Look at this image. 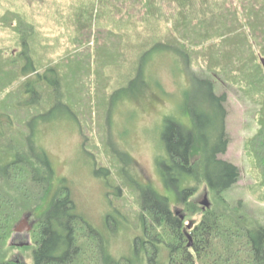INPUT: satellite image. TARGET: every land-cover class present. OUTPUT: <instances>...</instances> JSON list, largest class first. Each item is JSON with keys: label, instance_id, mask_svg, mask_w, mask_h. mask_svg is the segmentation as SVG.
Returning a JSON list of instances; mask_svg holds the SVG:
<instances>
[{"label": "trees", "instance_id": "trees-1", "mask_svg": "<svg viewBox=\"0 0 264 264\" xmlns=\"http://www.w3.org/2000/svg\"><path fill=\"white\" fill-rule=\"evenodd\" d=\"M165 27L168 33L160 34ZM158 51L177 55L187 68L206 67L214 76V81L192 77L186 98L192 129L168 120L165 140L171 165L165 166L164 178L171 185L172 178L191 176L196 186L180 192V200L193 212L190 215L200 211L190 199L202 183L216 198V205L201 208L200 220L187 233L169 199L138 185L129 176L133 161L108 140L104 151L122 165L118 178L139 198L143 236L135 240L136 252L145 251L151 264L157 263L161 245L170 251L169 264H264V226L250 225L242 202L233 209L223 198L240 181L241 172L221 158L231 141L225 123L228 96H219L215 90L223 79L262 106L260 129L246 147L264 189V66L260 64L264 59V0H0V109L18 155L16 161L0 168V264H17L10 257L16 223L29 206L38 204L34 203L41 195L36 190L50 188L48 157L36 155L42 163L39 167L25 157L33 151L34 122L48 111L65 109L80 125L86 138L84 149L99 150L102 155V148L85 131L93 127L94 103L99 104L100 116L109 128L116 98L141 88L149 57ZM100 66L109 67L113 75L122 74L118 87L91 84ZM126 67L131 69L126 71ZM93 87L104 92L95 102ZM80 88L85 92L77 98L74 90ZM3 109L11 114L32 113L22 126L29 133L26 140L15 135L19 125ZM32 239V264H131L110 257L101 234L77 215L68 188L57 193L50 211L34 227ZM88 242L91 245L86 246Z\"/></svg>", "mask_w": 264, "mask_h": 264}, {"label": "rangeland", "instance_id": "rangeland-1", "mask_svg": "<svg viewBox=\"0 0 264 264\" xmlns=\"http://www.w3.org/2000/svg\"><path fill=\"white\" fill-rule=\"evenodd\" d=\"M240 5L238 3L239 8ZM164 30L160 34L168 33L167 27ZM69 39L70 37H67L66 40L71 43ZM183 62V59L168 51L153 53L145 68L144 84L141 88L136 92L120 93L116 98L110 112L109 128L106 125V118L100 116L99 104L95 102V99H100L104 92L101 89L96 91L93 87L95 120H93L92 130H88L91 126H87L85 131L90 132L92 142L102 148V155L99 150L96 153L95 150L84 149L86 138L81 133L80 125L65 109L48 111L45 116L34 122L33 151L25 157L39 167L42 163L37 161L36 155H46L50 161L52 175L49 190H36L38 195H41L40 199H36L34 203L38 204L29 206L27 212L24 211L16 223L18 225L25 216H28L33 229L30 232L14 234L11 240L14 249L10 253L14 262L33 263L34 227L50 211L57 193L63 188H68L75 202L77 215L83 217L101 234L113 260L129 261L131 264H151L145 251L136 252L135 240L143 236L138 222L141 212L139 198L135 190L118 178L122 165L118 163L119 160L117 162L107 155L103 149L105 147L103 144L109 141L113 143V147L128 155L133 161L129 176L135 177L138 185L151 187L159 195L169 199L174 213L181 218L184 217L182 220L189 229L187 233L193 224L200 220L201 208L208 209L216 205V198L202 183L198 192L190 199V202L198 205L200 211L190 215L193 212L187 210V206L180 200V192L196 186L191 176L184 175L183 180L188 179L187 182L178 177L172 178L171 185H167L164 178L165 166L171 165L165 140L168 120H174L185 128L192 129L194 123L186 105L192 77L214 81V76L204 65L205 69L202 66L187 68ZM260 64L262 65L263 62ZM130 69L126 67V71ZM93 75L92 85L102 82L107 85L113 84V88L118 87V81L122 77V74L118 75L114 72L113 75L109 67L102 66L97 67ZM21 83L22 81L18 87ZM75 83H77L75 87L79 85V81ZM65 84L72 87L68 82ZM215 90L219 96L223 94L228 96L226 103L228 115L225 123L231 141L227 153L221 158L234 163L241 172L240 181L227 190L223 198L233 209H238L239 203L242 202V210L248 217L250 225L258 223L264 226V189L261 188L260 175L256 173L246 147L249 140L254 138L260 129L258 114L262 106L256 100L253 101L246 96L245 91L223 79L216 83ZM83 92H85L84 88L74 90L76 97L81 96L80 93ZM1 113L0 109V168L8 166L18 158L16 147H13L11 143V128ZM3 113L11 114L4 109ZM11 115L19 125L16 127L15 135L26 140L29 133L26 127L22 126H25L26 119H29L32 113L18 111ZM102 132L103 139H101ZM22 147L25 146L22 145ZM88 151L94 152L95 159ZM107 170H110V174ZM121 188L123 190L120 192ZM120 193L123 196L119 197ZM206 202L209 203L208 208L204 205ZM189 236L188 234L187 237ZM88 245H91V242L86 244ZM169 260V249L161 245L156 264H169ZM80 264H88V262Z\"/></svg>", "mask_w": 264, "mask_h": 264}, {"label": "water", "instance_id": "water-1", "mask_svg": "<svg viewBox=\"0 0 264 264\" xmlns=\"http://www.w3.org/2000/svg\"><path fill=\"white\" fill-rule=\"evenodd\" d=\"M262 62H263V64H264V59L262 60ZM204 205H205V207H209V203L208 202H206V203H204ZM184 218V217H183ZM182 218V219H183ZM33 228H32V226L30 225V223H29V218L26 216V217H24L21 221H20V223L15 227V233H19V234H21V233H24V232H30L31 230H32ZM189 239H190V243H189V247H192V245H193V240H192V238L191 237H189Z\"/></svg>", "mask_w": 264, "mask_h": 264}, {"label": "flooded vegetation", "instance_id": "flooded-vegetation-1", "mask_svg": "<svg viewBox=\"0 0 264 264\" xmlns=\"http://www.w3.org/2000/svg\"><path fill=\"white\" fill-rule=\"evenodd\" d=\"M28 217V216H27ZM29 218V217H28Z\"/></svg>", "mask_w": 264, "mask_h": 264}]
</instances>
